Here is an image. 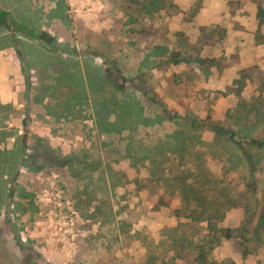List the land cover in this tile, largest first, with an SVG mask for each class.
I'll use <instances>...</instances> for the list:
<instances>
[{
	"label": "rangeland",
	"instance_id": "rangeland-1",
	"mask_svg": "<svg viewBox=\"0 0 264 264\" xmlns=\"http://www.w3.org/2000/svg\"><path fill=\"white\" fill-rule=\"evenodd\" d=\"M154 2L0 0V264H147L151 242L168 252L176 209L180 234L205 236L206 221L185 219L204 200L232 230L217 264H264V146L226 115L261 93L264 0ZM248 127L264 140L262 126ZM177 135L190 146L178 169L189 170V203L120 160L127 144ZM97 160L144 189H112L109 173L104 188L100 169L84 168Z\"/></svg>",
	"mask_w": 264,
	"mask_h": 264
},
{
	"label": "trees",
	"instance_id": "trees-1",
	"mask_svg": "<svg viewBox=\"0 0 264 264\" xmlns=\"http://www.w3.org/2000/svg\"><path fill=\"white\" fill-rule=\"evenodd\" d=\"M151 1L152 6L155 7L156 2H154V0ZM257 17L260 23L264 24V9L261 5L259 6ZM11 24L18 27L22 34L26 35L27 37H30L34 40L37 39V35L30 29H26V27L14 21H12ZM244 75L245 74L242 73V77L234 79L232 85L236 86L237 89L232 92L233 94L240 96V92L247 88V76ZM119 87L121 88L120 85ZM260 92L261 93L258 97H252L249 100H247V98H243L242 101L237 104L235 109L228 111L226 114L228 118L234 121L235 125L242 126V139H245L254 146L258 147L264 146V140L258 141L256 139L250 138L251 129L248 126H262L264 128V82L260 86ZM220 131L218 130V132ZM231 134L236 135L235 132ZM184 139L185 138L183 135H177L175 139L171 138L167 141H161L152 147L145 145L144 143H139L136 145L127 144L123 150L124 153L121 155L120 160H129L130 166L133 169L140 168L142 166L149 167L150 179L155 181L157 184H160V186H163L164 193L165 185L167 184V186L172 191V196H175L178 193L182 195L183 199L187 200L186 203H189L188 196L192 197L191 195L194 193V188L192 187V184L188 185L186 178L183 177V175L188 173L189 170H187V172H178V169H181L182 167L181 160L184 159V153L190 148L188 143H185ZM120 160H117V162ZM68 164L71 166L74 164V162L71 160L68 162ZM84 166L85 169H100L103 174L102 186H104V188L107 187L106 185L108 181L106 173H109L108 176L111 180L110 186H112V189L125 187L131 183L138 185L137 187L139 188V192L144 189L142 186H140L141 182L138 177L132 179L127 172L122 170H113L109 165H105L101 160H97L95 163L85 162ZM166 170L167 174H165ZM166 176L170 177L166 178ZM105 203H107V199L104 196V199L102 198V200L99 201V204L100 207L102 204V216L105 221H107L110 217V214L106 209ZM157 204L158 208L163 204L165 206V203L162 202V197L159 198ZM200 206L201 208L190 207L187 209L188 213L185 215V219L193 223L206 221L208 225L205 227V236L200 238V240L195 241L194 239L188 238L184 233L180 234L181 232L179 228L183 222L181 221V210L176 209L175 213L177 214L176 217L178 218V223L176 226L168 229L166 234L168 239L170 238L168 252L163 255V258H160V256L157 255V252L152 249L154 244L151 242L149 244V248L147 247V264H157L158 259H161V264H175V261L183 259L185 254L188 256L191 255L192 257V261H190L189 264H217L213 253L216 247L222 244V238L229 237L232 230L230 228L218 227L213 223L215 217H218V219H223L225 217L224 214L220 215V207L210 209L208 208L205 200ZM120 225L121 226H119V228L121 229L123 223L121 222ZM241 245L246 248L244 243ZM168 253L172 254L168 255ZM166 258H168L167 261L165 260Z\"/></svg>",
	"mask_w": 264,
	"mask_h": 264
},
{
	"label": "crops",
	"instance_id": "crops-1",
	"mask_svg": "<svg viewBox=\"0 0 264 264\" xmlns=\"http://www.w3.org/2000/svg\"><path fill=\"white\" fill-rule=\"evenodd\" d=\"M14 21V20H13ZM15 22V21H14ZM17 23V22H16ZM26 36V35H25ZM27 37V36H26ZM30 38V37H29ZM30 39H32V38H30ZM34 40V39H33Z\"/></svg>",
	"mask_w": 264,
	"mask_h": 264
}]
</instances>
